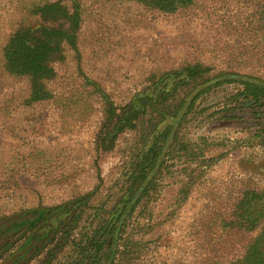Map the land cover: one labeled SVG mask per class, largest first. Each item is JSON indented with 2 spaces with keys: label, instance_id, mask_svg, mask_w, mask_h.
<instances>
[{
  "label": "trees",
  "instance_id": "1",
  "mask_svg": "<svg viewBox=\"0 0 264 264\" xmlns=\"http://www.w3.org/2000/svg\"><path fill=\"white\" fill-rule=\"evenodd\" d=\"M124 67L136 76L127 89ZM227 84L236 87L228 110L264 101V0H0V125L20 142L0 159V192L11 201L32 194L67 162L37 141L48 111L63 135L96 123L95 166L125 138L106 191L100 178L53 205L0 207V264H146L151 245L167 240L169 218L157 204L167 178L179 174L177 201H185L219 158L208 154L211 139L191 130L206 96ZM255 137L264 149V127ZM78 175L61 170L53 184L73 185ZM206 213L207 251L243 230L250 236L233 263L264 264V192L246 190L228 215Z\"/></svg>",
  "mask_w": 264,
  "mask_h": 264
},
{
  "label": "rangeland",
  "instance_id": "2",
  "mask_svg": "<svg viewBox=\"0 0 264 264\" xmlns=\"http://www.w3.org/2000/svg\"><path fill=\"white\" fill-rule=\"evenodd\" d=\"M172 31L173 27L169 26L163 34L165 36ZM117 66L118 63L114 68ZM127 69L128 67H124L122 73L129 71L131 76L126 82L121 79V89H127L136 80L134 70ZM120 73L121 71H117L115 75L120 78ZM20 85L24 86L23 83ZM234 87V84L219 87L206 96L200 106L206 111L197 122L199 126L192 128L191 137H209L214 146L209 149L208 154L219 158L209 168L203 167L205 172L185 201H177L179 174L175 179L167 178L168 186L157 203L163 209L162 218H169L163 227L167 240L164 245H159V248L151 245L146 264H211L214 261L234 264V260L245 252V244L250 235L243 230L224 234V239L210 245L207 251V247H204L207 243L206 234L202 226L211 216L206 213L207 206L212 212L219 211L228 215L234 203L246 190L256 189L264 192V149L255 137L264 127V117L261 118L264 114V101L257 103L255 100L242 99V103L227 105L235 106L233 110H228L224 101L230 92L236 90ZM214 112L215 115L212 116ZM48 114V130L45 135L38 137L37 141L48 147L51 153L55 147L59 152L66 154L67 162L55 164L47 170L42 180L36 182L39 186L32 194L20 193L16 201H11L6 192H0V196H3L0 198L2 210L17 204L53 205L62 202L74 191L85 192L93 189L100 178L104 180L102 191H106L111 185V180L119 173L124 136L120 139L118 149L114 153L104 155L95 166L92 135L96 123L80 129L78 127L76 132L63 135L54 122L53 111H48ZM18 148L20 142L8 136L0 125V159L7 161L10 154ZM74 169L79 170V175L73 185L53 184V175L57 172ZM96 170L100 171V175ZM45 177L51 178L52 183L44 182ZM74 185H77L76 188ZM197 226L198 229H195Z\"/></svg>",
  "mask_w": 264,
  "mask_h": 264
},
{
  "label": "water",
  "instance_id": "3",
  "mask_svg": "<svg viewBox=\"0 0 264 264\" xmlns=\"http://www.w3.org/2000/svg\"><path fill=\"white\" fill-rule=\"evenodd\" d=\"M232 78H238V79H243V80H251V79H248V78H244V77H239V76H231ZM220 80V78H218V79H214V80H212L211 82H209L207 85H209V84H212V83H215V82H217V81H219ZM251 81H254V80H251ZM206 86V85H205ZM205 86H202V87H205ZM196 94V93H195ZM191 101V99L189 100V102Z\"/></svg>",
  "mask_w": 264,
  "mask_h": 264
},
{
  "label": "flooded vegetation",
  "instance_id": "4",
  "mask_svg": "<svg viewBox=\"0 0 264 264\" xmlns=\"http://www.w3.org/2000/svg\"><path fill=\"white\" fill-rule=\"evenodd\" d=\"M242 109V108H241ZM264 112V111H263ZM264 117V114L261 116V118H263ZM259 119V118H258Z\"/></svg>",
  "mask_w": 264,
  "mask_h": 264
}]
</instances>
